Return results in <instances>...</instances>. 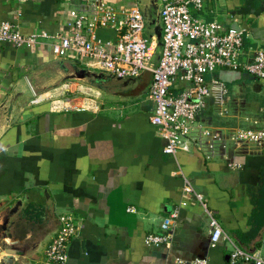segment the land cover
<instances>
[{"label":"crops","instance_id":"obj_1","mask_svg":"<svg viewBox=\"0 0 264 264\" xmlns=\"http://www.w3.org/2000/svg\"><path fill=\"white\" fill-rule=\"evenodd\" d=\"M84 1L0 0V23L8 22L22 34L53 33L63 21L65 4L74 7ZM191 12L204 21H216L222 30L242 27L243 52L264 50V0H204ZM95 34L101 41L114 37L106 28ZM54 60L48 45L28 50L0 41V100L19 76L26 74L32 81L29 72L36 66H54L56 74L61 73ZM80 61L99 70L94 60ZM213 76L225 84L226 98L219 106L209 100L190 133L196 137L205 129L219 137L209 159L204 157L209 137L187 152L163 153V140L149 121L152 103L142 93L123 96L82 87L96 96L95 112L53 109L49 99L27 102L0 138V225L7 218L5 230H0V254L5 255L4 248L18 250L21 264H38L56 231L58 215L70 212L77 233L66 244L64 264H186L194 258L227 264L229 246L208 243L206 219L192 201L178 208L168 243L143 242L144 235L158 232L161 218L177 206L184 178L204 195L234 243L264 253L259 242L264 217L253 214L264 188V137L259 142L232 139L236 129L264 130V80L227 69ZM83 97L73 99V104H81Z\"/></svg>","mask_w":264,"mask_h":264},{"label":"built area","instance_id":"obj_2","mask_svg":"<svg viewBox=\"0 0 264 264\" xmlns=\"http://www.w3.org/2000/svg\"><path fill=\"white\" fill-rule=\"evenodd\" d=\"M121 1L124 3L119 5L105 0H87L74 7L65 4L63 21L53 33L34 30L22 34L16 26L1 22L0 41L28 50H33L38 45H48L56 59L74 62L75 59L94 60L99 70L113 76L135 77L146 68L149 57L147 39L143 35V20L135 0ZM203 1L160 0L162 45L158 61L150 70L151 77L145 97L152 103L149 121L163 140L162 152L170 156L178 151L187 152L191 147L202 143V137H209L204 142L209 150L204 157H212L215 141L219 137L205 129L200 130L196 137H191L190 133L197 116L207 107L209 100L219 106L226 98L225 84L214 77L213 73L219 69L236 70L264 80V50L254 48L247 54L242 50V27L231 25L222 30L216 21H204L193 15L191 11H198ZM99 28L112 30L114 37L101 41L95 34ZM73 83L76 84L73 89L65 81L61 83L63 91L72 94L71 96L63 93L53 97L44 92L36 94L28 103L35 104L49 99L53 109L97 111L99 102L96 96L85 92L81 82L73 80ZM76 94L84 96V101L79 105H74L72 101L78 98ZM199 126L201 125L197 124ZM263 137V129H236L232 134V139L240 142H259ZM224 147V143H220V148ZM180 196L177 206L161 218L159 231L144 235L145 245L159 246L168 243L178 208L192 201L199 205L206 219L208 243L215 245L223 242L229 246L227 264H264V253L260 249L246 250L234 243L214 217L204 195L185 178ZM127 210L134 211L132 207ZM76 233L74 216L70 212L59 214L56 231L45 245L38 264H64L66 244ZM259 242L264 245V230L260 233ZM177 262L182 263L181 260ZM186 264H207V261L194 258Z\"/></svg>","mask_w":264,"mask_h":264},{"label":"water","instance_id":"obj_3","mask_svg":"<svg viewBox=\"0 0 264 264\" xmlns=\"http://www.w3.org/2000/svg\"><path fill=\"white\" fill-rule=\"evenodd\" d=\"M137 8L143 20L145 37L147 39L148 60L146 68L135 77L120 78L113 76L103 70L79 67L74 61H64L57 59L53 64L62 73L61 77L54 83L43 86L39 91H47L55 88L66 80H75L86 85L92 86L100 91L113 95H132L141 94L151 77V69L155 67L161 51V23L159 18L160 0H136ZM117 84V85H116ZM128 88L130 90H117L109 92L113 87ZM35 86L29 77L24 74L19 76L3 93L0 100V138L10 128L15 115L20 112L23 106L36 95ZM45 192V191H44ZM47 196V194H45ZM7 218H4L0 225V230H5ZM5 255L0 250V264H21L18 250L4 248Z\"/></svg>","mask_w":264,"mask_h":264},{"label":"rangeland","instance_id":"obj_4","mask_svg":"<svg viewBox=\"0 0 264 264\" xmlns=\"http://www.w3.org/2000/svg\"><path fill=\"white\" fill-rule=\"evenodd\" d=\"M135 2H137L136 0H135ZM143 35L145 36V31H144V29H143ZM76 61L75 62H77L76 64L79 66V67H83L84 65L82 64V62L81 61H79L78 59H75ZM54 66L52 67V68H50V69H48V70H46V69H43V67H41V68H39L38 66H36V68L32 71V72H29V75L31 76L30 78H31V82H32V84L35 86V88H36V91L38 92L37 94H40V91H39V86H42V85H46V84H50V83H53V82H55V81H57L61 76L60 75H62V73H58V74H56V72L54 71ZM53 69V71H51ZM66 82V84L71 88V89H73V88H75L76 87V84L75 83H73V80L72 81H65ZM61 85V86H60ZM81 86L84 88V87H86V88H89V89H91V91H93V93H94V91H96V90H98V89H96V90H94V89H92V88H90V87H88L86 84H84V83H82L81 84ZM55 88H58L60 91H56L57 93H58V95H56V96H59V94H63V93H65V94H67L68 96H71L72 94H69L68 92H64L63 91V85L62 84H59L58 86H56ZM55 88H53V89H55ZM232 89V88H231ZM145 90V89H144ZM51 91H52V89H51ZM113 92V91H117V89H110L109 90V92ZM144 92V91H143ZM143 92H142V95L141 96H144L145 94H143ZM56 94V93H55ZM109 94V93H108ZM66 96V95H65ZM75 96H79V94H76Z\"/></svg>","mask_w":264,"mask_h":264},{"label":"trees","instance_id":"obj_5","mask_svg":"<svg viewBox=\"0 0 264 264\" xmlns=\"http://www.w3.org/2000/svg\"><path fill=\"white\" fill-rule=\"evenodd\" d=\"M262 180H263L262 185H264V172L262 173ZM261 189L262 190L260 191L259 197L256 201V206H255V210L253 214L257 215L258 213H261L262 214L261 218H262V216L264 217V188H261ZM258 226H259V223L256 224V227L254 230H256Z\"/></svg>","mask_w":264,"mask_h":264},{"label":"flooded vegetation","instance_id":"obj_6","mask_svg":"<svg viewBox=\"0 0 264 264\" xmlns=\"http://www.w3.org/2000/svg\"><path fill=\"white\" fill-rule=\"evenodd\" d=\"M116 85H117V84H116ZM114 88L117 89V90H130L132 87L129 86L128 88H121V87H118V86H117V87L114 86V87L111 88V89H114Z\"/></svg>","mask_w":264,"mask_h":264},{"label":"bare ground","instance_id":"obj_7","mask_svg":"<svg viewBox=\"0 0 264 264\" xmlns=\"http://www.w3.org/2000/svg\"><path fill=\"white\" fill-rule=\"evenodd\" d=\"M60 91L58 88H55L54 90H49V91H47V92H45V95H47V94H49V93H55L56 91Z\"/></svg>","mask_w":264,"mask_h":264}]
</instances>
